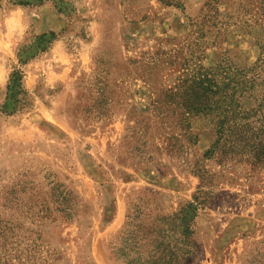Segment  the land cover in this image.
Wrapping results in <instances>:
<instances>
[{"label":"rangeland","instance_id":"rangeland-1","mask_svg":"<svg viewBox=\"0 0 264 264\" xmlns=\"http://www.w3.org/2000/svg\"><path fill=\"white\" fill-rule=\"evenodd\" d=\"M262 38L264 0H0V264H264V161L208 156L179 89Z\"/></svg>","mask_w":264,"mask_h":264},{"label":"trees","instance_id":"trees-1","mask_svg":"<svg viewBox=\"0 0 264 264\" xmlns=\"http://www.w3.org/2000/svg\"><path fill=\"white\" fill-rule=\"evenodd\" d=\"M257 47L258 58L250 66L222 60L206 68L199 60L185 68L186 79L179 89L185 96L186 113L214 120L217 138L208 156L225 148L236 157L264 161V38L258 40ZM18 76L12 82L14 88L22 86ZM190 230L187 224L185 233ZM124 244L123 249L113 252L115 261L121 264H183L190 255L191 240H162L161 249L149 252L145 259L140 254L136 259L130 256L139 248L138 240H125Z\"/></svg>","mask_w":264,"mask_h":264}]
</instances>
